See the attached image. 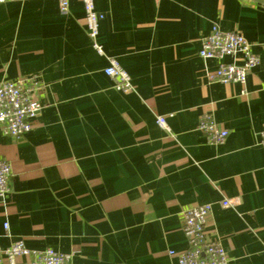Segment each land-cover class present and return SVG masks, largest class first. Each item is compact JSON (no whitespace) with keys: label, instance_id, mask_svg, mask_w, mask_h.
I'll list each match as a JSON object with an SVG mask.
<instances>
[{"label":"crops","instance_id":"0c3cea01","mask_svg":"<svg viewBox=\"0 0 264 264\" xmlns=\"http://www.w3.org/2000/svg\"><path fill=\"white\" fill-rule=\"evenodd\" d=\"M93 2L101 54L81 0L66 13L57 0L0 3V81L35 78L40 104L24 135L0 124L11 167L0 246L23 239L68 264H177L168 251L187 247L183 210L210 203L204 237L227 264H264V0ZM213 24L258 56L244 84L208 79L216 60L198 50ZM108 58L132 91L114 88ZM205 113L228 130L222 144L198 130Z\"/></svg>","mask_w":264,"mask_h":264},{"label":"built area","instance_id":"2783aa9c","mask_svg":"<svg viewBox=\"0 0 264 264\" xmlns=\"http://www.w3.org/2000/svg\"><path fill=\"white\" fill-rule=\"evenodd\" d=\"M12 0H0V3ZM85 10L88 36L93 48L102 53L101 44L96 40L99 20L103 17L94 8L93 0H81ZM59 10L66 13L69 0H57ZM198 55L204 59L216 60L213 70L208 71L209 80L220 83L244 84L249 70L257 63L258 56L253 52L251 43L237 30H222L213 24L210 32L201 40ZM228 59V60H226ZM104 73L111 78L113 86L121 92L133 89L131 78L115 58H108ZM35 78H18L0 81V124L4 132L13 137H20L31 130L32 120L40 108L35 99ZM157 125L168 130L165 116H156ZM198 130L203 133L208 143L219 145L224 142L228 130L220 127L212 114H203ZM258 143L264 146V129L259 134ZM11 178L10 164L0 158V201H4L9 192ZM221 207L232 206L229 199L220 202ZM211 211V204L191 206L182 212V230L187 240L184 250L170 249V256L177 264H227L228 256L224 247L215 239L204 237V226ZM4 229L8 223H3ZM5 258L7 264H68L70 254L47 247L41 250L27 248L23 239L12 240L7 246H0V264Z\"/></svg>","mask_w":264,"mask_h":264}]
</instances>
